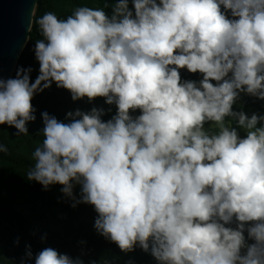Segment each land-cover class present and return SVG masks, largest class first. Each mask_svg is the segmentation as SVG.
<instances>
[{
    "label": "clouds",
    "instance_id": "1",
    "mask_svg": "<svg viewBox=\"0 0 264 264\" xmlns=\"http://www.w3.org/2000/svg\"><path fill=\"white\" fill-rule=\"evenodd\" d=\"M108 6L65 19L45 12L35 80L31 67L0 75V125L18 134H29L32 100L53 83L73 101L116 106L106 121L97 107L65 121L41 113L27 179L62 185L73 207L94 206V228L124 253L139 246L158 264H264V115L234 108L242 93L264 100V0ZM183 69L202 78L182 80ZM34 261L83 264L51 247Z\"/></svg>",
    "mask_w": 264,
    "mask_h": 264
},
{
    "label": "trees",
    "instance_id": "2",
    "mask_svg": "<svg viewBox=\"0 0 264 264\" xmlns=\"http://www.w3.org/2000/svg\"><path fill=\"white\" fill-rule=\"evenodd\" d=\"M105 4L106 0H38L29 42L17 68L31 67L33 81L38 75L39 64L32 58H35V42L43 37L36 20L45 12H54L60 19H65L80 6L105 8L110 13L111 7H105ZM180 74L182 80L198 81L202 78L199 73L192 74L186 69L180 70ZM240 96L234 105L235 110H242L248 116L253 113L264 115V100L247 94L242 99ZM32 105L36 109V120L28 123V135L18 134L17 129L6 124L0 125V143L7 148V152L0 153V264H35V255L46 247L73 259L79 258L83 264H158L150 253L139 246L132 252L124 253L115 243L98 234L94 228L97 217L94 206L80 203L73 207L74 201L61 192L62 185H50L46 190L39 182L30 181L26 176L33 165L32 152L43 140L40 133L43 128L41 113L47 112L65 121L69 111L77 108L90 111L92 107H97L105 109L102 119L106 121L115 115L116 106L107 105L100 97L92 102L87 98L73 101L70 92L57 88L55 83L36 94ZM109 108L110 112L107 111ZM139 114L138 110L132 113L133 116ZM226 122L235 126L231 118H227ZM239 134L241 137L245 135L242 129ZM74 195L80 198L79 185L74 187ZM28 246L32 259L26 256Z\"/></svg>",
    "mask_w": 264,
    "mask_h": 264
},
{
    "label": "water",
    "instance_id": "3",
    "mask_svg": "<svg viewBox=\"0 0 264 264\" xmlns=\"http://www.w3.org/2000/svg\"><path fill=\"white\" fill-rule=\"evenodd\" d=\"M38 0H0V75L13 77L29 41Z\"/></svg>",
    "mask_w": 264,
    "mask_h": 264
},
{
    "label": "rangeland",
    "instance_id": "4",
    "mask_svg": "<svg viewBox=\"0 0 264 264\" xmlns=\"http://www.w3.org/2000/svg\"><path fill=\"white\" fill-rule=\"evenodd\" d=\"M68 9H70V7H67ZM29 42V41H28ZM28 44V43H27ZM27 46V45H26ZM26 48V47H25ZM25 50V49H24ZM24 52V51H23ZM23 54V53H22ZM32 61H34L35 62V58H32ZM36 63H37V61H36ZM15 72H16V70H15ZM14 72V73H15ZM246 94H241V96H240V99H242L244 96H245ZM263 114H264V110H263V112H262ZM206 127H207V125H206ZM32 161V163H34V161L33 160H31Z\"/></svg>",
    "mask_w": 264,
    "mask_h": 264
}]
</instances>
